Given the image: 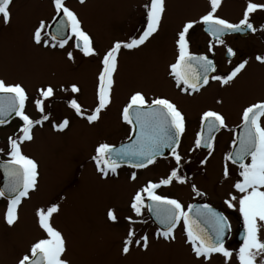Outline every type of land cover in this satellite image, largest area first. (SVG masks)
<instances>
[{"label":"rangeland","instance_id":"obj_1","mask_svg":"<svg viewBox=\"0 0 264 264\" xmlns=\"http://www.w3.org/2000/svg\"><path fill=\"white\" fill-rule=\"evenodd\" d=\"M69 1L66 6L76 13L82 29L89 34L95 50L101 56L115 41L132 39L133 25L143 16L142 11L138 10L144 0H87L85 5ZM51 3L52 0H13L9 6L10 22L5 25L0 20V79L9 84L20 83L25 88L29 97L25 107L26 114L34 120L40 119L41 113L34 104L36 99H42L38 89L48 86L54 89L53 96L43 99V114L48 115L49 120L34 127L33 140L21 145L23 154L36 160L39 165L38 184L36 190L30 193L29 199L22 202L18 220L12 226H8L0 218V235L4 238L0 264H15L19 260L23 252V237H26L27 254H30V247L34 242L45 238L46 234L39 228L36 212L53 203L59 206V212L53 214L51 223L66 240L67 250L63 258L69 264H201L185 243L181 227L175 233L174 242L161 241L162 239L156 238V231L149 226L150 223H146V217H137L130 207L133 192L145 183L157 181L156 174L161 175L163 172L151 169L133 184L124 173L99 181L100 178L92 170L95 167L92 157L99 143L115 144L120 132L121 138L126 135L127 126L118 122L117 117L131 93L137 90L158 92L159 89L155 87L157 84L152 79L149 81L151 73L148 67L152 61L164 55V46L173 45L171 58L175 56L176 33L183 23L189 20L199 21L209 9L208 0L167 1L161 27L149 38L151 41L148 40L133 51L122 50L120 54L112 101L106 108L110 113L108 123H101L100 118L91 125L76 116L68 104L71 99H76L83 110L94 109L97 102L99 57H84L73 43L64 48L34 43L33 33L41 21L45 23L42 38L51 43L46 37L47 27L55 12V9L52 12L54 7L52 8ZM243 5L244 1L222 0L217 14L237 19V10ZM198 24L200 23L195 25ZM195 25L187 36L189 46L193 50L205 52L207 48L200 45L206 38L200 36L199 28ZM67 52L73 53L74 60H68ZM251 67L248 75L241 72L231 84V88L240 93L241 102L246 101L245 104L256 100L264 101V66L253 64ZM158 73L157 69L156 74ZM72 84L80 88L79 93L71 92ZM214 91L215 89H207L203 92L205 99L207 98L204 102L221 111L227 118V127L231 129L235 124V112H232L227 100L217 103L219 99L211 95ZM65 118L69 120L68 127L63 132L55 131L52 125ZM13 122L0 127V152L8 145V138L15 139L18 134L22 122ZM117 124L123 131L117 132ZM188 145L194 148V144ZM231 146L232 141L224 135L215 143V150L208 157L207 163L195 171L203 193L216 204L225 206L224 201L229 193L240 195L233 188L237 181L231 177L229 164V176H223L224 156ZM87 170L90 171V179ZM130 172L126 171L128 175H131ZM186 195L193 199L195 194L188 192ZM233 203V209L239 207L238 202ZM109 209L115 212L117 222L107 220ZM128 217L136 223L130 224ZM130 228L134 230L136 239L143 235L149 237L146 251L133 245L129 254H122V243ZM15 229L20 230L19 236H11ZM258 235L264 240V227L259 228ZM242 244L235 236L226 243L225 247L232 252L227 264H239L237 254ZM261 259H264V255L257 257V264H260ZM205 264L226 262L223 256L213 254Z\"/></svg>","mask_w":264,"mask_h":264},{"label":"snow or ice","instance_id":"obj_2","mask_svg":"<svg viewBox=\"0 0 264 264\" xmlns=\"http://www.w3.org/2000/svg\"><path fill=\"white\" fill-rule=\"evenodd\" d=\"M79 3L84 4L85 0H79ZM10 4L11 0H0V19L5 25L11 19ZM52 4L56 17L62 15L63 19L58 21L55 34H47L51 43L42 38L45 23L41 21L33 33L34 43L43 44L45 47L64 48L68 39L74 37L75 48L84 57H99L97 102L94 109L83 110L76 99H71L68 104L76 116L85 119L90 125L94 124L112 101L115 74L118 71L122 50L133 51L140 48L159 31L166 11L165 0H146L144 5L146 26L138 38L128 41L117 40L102 56L95 50L91 37L82 29L76 13L66 6L65 0H52ZM221 4L222 0H208L209 9L199 21L189 20L183 23L176 33V57L175 62L169 65V75L175 81L176 87L187 95L198 93L210 81L218 82L222 87L230 86L248 64V60L244 59L225 74H213L217 71L213 60L208 55H196L190 51L187 36L197 23L206 26V31L218 45H224L225 34L256 31L250 23V14L258 9L264 10V4L249 0L243 11V18L238 23L229 22L216 15ZM65 28L70 30V37L65 36ZM213 47L214 45L209 43L208 51L212 52ZM235 54L231 47L226 48L227 57L231 58ZM67 58L74 60L73 53L67 52ZM255 59L264 64V55H258ZM70 90L73 94L80 92L76 84H72ZM38 92L42 99H36L34 104L41 117L34 120L25 112L26 102L29 99L25 88L20 83L9 84L0 79V124H4L13 114L22 122L16 138H8L10 159L3 164L7 177L6 192L9 197L4 219L8 226H12L18 220V207L22 199L28 198L38 184L39 165L36 160L23 154L21 149L24 142L33 140L34 127L49 120V116L43 114V99L53 96L54 89L51 86L41 87ZM221 102L217 101V103ZM121 119L124 124L131 126L135 139L131 140V143L122 144L119 148L108 143L97 145L92 160L101 178L108 177L109 173L115 175L122 162H126L132 168H146L154 164L157 157L162 156L164 150L168 149L175 166L165 178H161L157 183L148 182L135 193L130 202L132 211L139 217L142 215V209L147 207L162 226V230H157L155 233L156 238H162L168 243L175 241V229L182 223L185 243L190 246L196 260L205 264L210 261L213 254H219L225 258L227 264L232 252L224 246L225 233L230 227L226 217L208 204H189L185 210V206L178 199L159 195L156 191L162 186L172 184L173 181L179 184L186 183V178L179 174V170L182 162L188 161H185L178 151L180 139L186 130L185 115L166 97L154 96L149 100L143 92L134 91L122 107ZM240 119L241 123L238 125L240 131L233 137L232 151L224 156L223 168V176L228 178L227 162L238 167L240 179L233 184V188L240 195L229 193L224 203L228 208H233L235 206L233 202H238L239 212L243 217L245 235L237 254L239 264H257V257L264 255V240L258 235L259 228L264 227V224L260 223L264 222V101L243 108ZM68 125L69 120L65 118L52 127L55 131L63 132ZM225 128H227L226 119L221 112L212 109L202 111L201 130L196 133L194 139L195 149L201 147L207 149V156L200 160L201 166L205 165L208 157L212 156L215 133ZM130 178L135 180L136 173L133 172ZM192 190L197 196L205 195L195 185H192ZM5 194V191H0V197ZM145 196L150 203L145 204ZM58 212L59 206L55 203L37 210L39 228L46 236L34 242L30 247V254L23 255L17 264H69V261L63 258L67 250L66 240L51 223L53 214ZM106 216L107 220L113 223L118 220L112 209L107 211ZM127 219L130 224L136 223L131 217ZM201 224L211 225V232ZM133 245L146 251L149 247V237L143 235L136 239L134 230L130 228L127 238L122 243V254H129ZM260 264H264V259H261Z\"/></svg>","mask_w":264,"mask_h":264},{"label":"flooded vegetation","instance_id":"obj_3","mask_svg":"<svg viewBox=\"0 0 264 264\" xmlns=\"http://www.w3.org/2000/svg\"><path fill=\"white\" fill-rule=\"evenodd\" d=\"M12 1L13 0H11V3H12ZM68 1L69 0H65V4L68 3ZM74 1L77 4H81V3H79V0H74ZM86 1L87 0H85V3H86ZM167 1L168 0H165L166 5H167ZM229 1L232 2L235 0H227V2H229ZM238 1H244V5L237 10V13H236V17H238L237 19H231V18L226 17V16L218 15L217 13H216V15L220 16L221 18L228 20L229 22L238 23L239 20L243 18V11L246 7V4L249 2V0H238ZM252 2L257 3V4H264V0H252ZM69 3H70V1H69ZM85 3L82 5H85ZM145 3H146V0H144V4L142 5V7H141V5H139L138 11L140 12V10H141L143 16H142V18H139L137 20L135 25H133V28L131 31L132 38H138V35L142 32L143 28L146 26V15H145V9H144ZM51 5L53 8L52 3H51ZM52 12H54V8L52 9ZM54 17H56L55 12L53 14L52 21H51L50 25H48V27H47L46 37L48 39H50V37L47 34L50 33V29L53 28L52 27L53 24L56 23V21H58V18H59V17H56V19H54ZM60 17L63 19L62 16H60ZM163 18H164V16H163ZM0 20H2V19H0ZM249 20H250V23H252L253 26L256 28V31L255 32L245 31L242 33L225 34L223 37L224 42H225L224 45L215 44L213 37H211L208 34V32L205 31L204 26L202 24L195 25V27L199 28L200 36L206 38L205 42L204 43L202 42V44L200 46L207 48V50L205 52H203V51L193 50V48L192 49L190 48L192 50V51L191 50L190 51L196 55H200V54L208 55L209 58L213 59L214 64L216 65V70H217L216 73H213V74H225L233 66H235L237 63L241 62L244 59H247L248 64L246 65L245 69L242 70V72H244V74L248 75L250 73V70H252L251 66L253 64L260 65L261 67L264 66V64L259 63L255 59V57L258 55H264V10L258 9L255 13L250 14ZM66 36L67 37L71 36L70 30L68 28L66 30ZM226 39H230V41L228 42V40L226 41ZM149 41H151V40H149ZM70 43H73L75 46V38L74 37L68 39L66 45L70 44ZM209 43H212L214 45L212 52L208 51ZM172 47H173V45H171V47L170 46L169 47L164 46V48H163L164 55L160 56L156 61H152L150 66L148 67L149 72L151 73V74H149V81L152 79L153 83L157 84L155 87H157L159 89L158 92L148 93V92H146V90L145 91L137 90V91L143 92L145 94L146 98L149 100L154 96H162V97L168 98L170 101H172L173 103H175L177 105V107L180 109V111L186 117V130L180 139V145L178 148V151L181 154V156L184 158V160L188 161L187 163L182 162V167L179 170V174L186 178V183L179 184V183H176L175 181H173L172 184H170L168 186H162L159 189H157L156 191L159 195L167 196L169 198L178 199L185 206V210H187V206L189 204L192 205L194 203L208 204L209 206H212V207L218 209L226 217V219L229 223L230 238H232L233 236L238 238V235L240 232H243V235H245L244 225H243V217L241 216V214L239 212V207H237L236 209H233V208H228V206H225L223 204H221V205L216 204L214 201H212L210 198H208L207 194L204 196H197L196 193L192 190V185H195L199 191L203 192L202 189H200L199 182H198L197 175H196L195 171L200 169V167H201L200 160L204 159L207 156V149L190 148L188 144H194V139H195L196 133L201 130L200 129V115H201L202 111L208 110V109L219 111L216 107L205 104L206 102H204V101L207 99V98L205 99V93H203L205 90L215 89L214 94H211V95L215 96L217 99L224 101V102H225V100H227L228 104L230 105L232 112H235V113H233V119L235 122L234 126L231 129H229L227 127L225 129H221L215 133L214 150H215V143L217 141H219L224 135L227 136L229 141H232L233 137L238 135V133H239L238 125H240V123H241L240 117H241L242 110H243V108L247 107L250 104H245V102H246L245 100L243 102H241L240 93H238L235 89L231 88L233 85L222 87L219 85L218 82H215V81H210L209 84L202 87L198 93H193L192 95H187V94L181 92L180 88L176 87L175 81L169 75V65L171 63L175 62V57H176V48L174 47L175 48V56L173 58H171V48ZM227 47H231L235 51V53H236L235 56H233L231 58L227 57V55H226V48ZM229 60L231 62H229ZM157 69L159 70L158 74H156ZM155 78H156V81H155ZM244 79H246V78H244ZM247 80L248 79H246V81ZM260 101L261 100H256L253 103L260 102ZM219 112H221V111H219ZM109 115H110V113L107 109L103 110L100 114L101 119L99 118L101 123H105V121L108 123V121H109L108 116ZM225 119H226V124H227V118L225 117ZM15 120L20 121L19 118L17 116H15V114H14V116L9 118L8 120H6V122L4 124H0V127L8 126L11 122H13ZM117 121L120 122L121 124H124L122 122V119H121V111L117 117ZM95 125L97 126V124H95ZM117 125H118V127L115 126L117 132L123 131V129L121 127H119V124H117ZM124 125L127 126L126 135H124L121 138L122 132H120L121 135L118 138L119 139L121 138V139L120 140L118 139L117 143L111 144V145L117 146V145L125 142L130 137V135L132 134L131 126L126 125V124H124ZM38 126L39 125H37V127ZM232 148H233V144L231 146L230 151L232 150ZM8 152H9V146L8 145H6L5 148L0 152V177H1V169H4L3 168L4 162L7 161L8 159H10ZM228 164L231 167V170H230V172H232L231 177L234 178L236 181H238L240 179L238 167L236 165H233L231 162H228ZM174 166H175V161L172 158L171 153H170L167 157H158L154 164L149 165L146 168L136 169V168H132L129 166L121 165V167H119L118 169H123V170L117 169V173L115 175L109 173V175H108V177H106V179L101 178L100 173H98L96 171V167H94V169H92V170H93L94 174L100 178L99 181L100 180L106 181L107 179H112L114 176H117V175H120L123 173H124L125 177H127V176L131 177V175H128L126 173V171H131L130 174L135 172L136 173V179L132 180L130 178V182L133 184L138 180V178L142 177L144 175V173H146V171H149L151 169H155L157 171L163 172V174H161V175L156 174L158 177L157 178L158 180L153 182V183H157L161 178H165L170 173L171 169ZM89 172L90 171L87 170L86 173H88V176L90 179L91 175H89ZM124 176H123V179L125 178ZM0 180H1V178H0ZM87 182H88V180H87ZM145 184L143 186H141V188L144 187ZM141 188H139L138 190H140ZM138 190L133 192L132 197L135 195V193ZM188 192L189 193L194 192L195 195H194L193 199H189L187 197L186 193H188ZM215 197H217V196L215 195ZM28 199H29V197L22 199L19 207L22 205L23 201H27ZM130 200H132V198ZM146 201H147V198L145 196V202ZM7 203H8V198L0 197V210L2 213L0 218L4 223H6L4 217H5V212H6V208H7ZM19 207H18V210H19ZM142 215H144L146 217V223L148 225L150 223L149 226L152 227L151 226L152 223L145 213V208L142 209ZM180 225H182V223ZM180 225H178V226H180ZM3 229H4V225H3ZM152 229H154L157 232V229H155L154 227H152ZM19 232H20L19 229H15V232L11 236H14V237L19 236L20 235ZM156 232H154V233H156ZM25 238L23 237V252H22L21 256H19V259L23 255L27 254V252H26L27 244H26ZM3 245H4V238L0 235V255H1V247ZM17 262H15V264H17Z\"/></svg>","mask_w":264,"mask_h":264},{"label":"water","instance_id":"obj_4","mask_svg":"<svg viewBox=\"0 0 264 264\" xmlns=\"http://www.w3.org/2000/svg\"><path fill=\"white\" fill-rule=\"evenodd\" d=\"M60 19H62V18L59 17V18H58V21H59ZM58 21H56V23L53 24V26H52L53 28L50 29V33H52V34H55V33H56V28H57ZM66 30H67V28H65V36H66ZM205 30H206V28H205ZM13 116H14V114L11 115L10 117H8L7 120H8L9 118L13 117ZM239 131H240V129H239ZM133 139H135V134H134V133H132L131 137H130L125 143H123V144L131 143V140H133ZM121 145H122V144H121ZM121 145L117 146V148H119ZM201 148L206 149V148H204V147H201ZM169 154H170V151H169L168 149H165L163 155L160 156V157H167ZM122 164L128 166V164H127L126 162H122ZM6 184H7V177H6V175H5V171H4V169H1L0 191H5L6 194H5L4 197H5V198H9V197H8V194H7V192H6ZM148 203H150V202H147V204H148ZM194 205H201V204H194ZM146 210H147V214L149 215V217L151 218V220L153 221V223H154L159 229L162 230V226L157 222L155 216H154L150 211H148L147 207H146ZM214 210H215V209H214ZM215 211H216V210H215ZM216 212H218V211H216ZM218 213H219V212H218ZM201 226L204 227V228H205L207 231H209V232H211V230H212V229H211V225H208V224H201ZM228 236H229V230L225 233L224 243H225V241L227 240Z\"/></svg>","mask_w":264,"mask_h":264}]
</instances>
